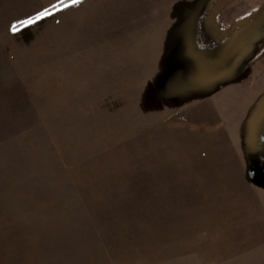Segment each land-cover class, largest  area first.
I'll return each instance as SVG.
<instances>
[{"label": "rangeland", "instance_id": "obj_1", "mask_svg": "<svg viewBox=\"0 0 264 264\" xmlns=\"http://www.w3.org/2000/svg\"><path fill=\"white\" fill-rule=\"evenodd\" d=\"M149 16L166 20L175 53L157 89L98 90L96 106L54 99L41 107L47 121L0 122V168L85 162L63 171L90 190L53 203L65 216L44 224L60 232L16 236L32 243L37 264H264V179L253 168L264 0H166ZM207 98L213 120L202 121ZM23 172L38 171L0 169V178Z\"/></svg>", "mask_w": 264, "mask_h": 264}, {"label": "crops", "instance_id": "obj_2", "mask_svg": "<svg viewBox=\"0 0 264 264\" xmlns=\"http://www.w3.org/2000/svg\"><path fill=\"white\" fill-rule=\"evenodd\" d=\"M164 1L82 0L37 20V13L45 8L52 11L51 5L57 0H0V122L47 121L41 107L52 105L54 99L62 100V105H69L72 99L79 105L84 100V105L96 106L102 104L100 92L99 101H95L98 90L157 89L160 77L167 73L168 59L175 57V53H168L170 38L160 28L166 20L149 16V11L162 7ZM28 19L34 22L19 23ZM153 21L156 24H151ZM174 22L176 19L170 23ZM150 24L159 28L157 32L150 33L154 32ZM133 29L137 32H125ZM209 98L198 104L202 121L213 120ZM239 117L233 115L234 121ZM235 125L228 130L229 137ZM5 164L11 167L0 169L38 172L0 178V264H37L32 243L23 244L16 235L60 232L54 229L59 227L45 225L44 219L65 216L63 211L53 210V203L82 201V195L90 191L72 183L79 178L63 171L86 163L58 162L51 167ZM240 168L246 180L242 163ZM23 196L28 200L23 202ZM7 197L16 200L11 204ZM5 234L12 235V241L6 242ZM6 249L21 252L4 254ZM65 255L59 252L54 258L64 259ZM51 256L46 254L44 259Z\"/></svg>", "mask_w": 264, "mask_h": 264}, {"label": "flooded vegetation", "instance_id": "obj_3", "mask_svg": "<svg viewBox=\"0 0 264 264\" xmlns=\"http://www.w3.org/2000/svg\"><path fill=\"white\" fill-rule=\"evenodd\" d=\"M261 123L256 139V154L254 156L253 168L256 174L264 179V118Z\"/></svg>", "mask_w": 264, "mask_h": 264}, {"label": "snow or ice", "instance_id": "obj_4", "mask_svg": "<svg viewBox=\"0 0 264 264\" xmlns=\"http://www.w3.org/2000/svg\"><path fill=\"white\" fill-rule=\"evenodd\" d=\"M82 0H57V3L51 5L52 11H49V9L45 8L43 12H39L36 15V19H40L42 17H46L48 15H53L56 11L63 10L64 8H68L77 4H80ZM34 21L32 19H28L27 21H19L21 24L25 23H33ZM13 31L16 30L15 26H13Z\"/></svg>", "mask_w": 264, "mask_h": 264}]
</instances>
